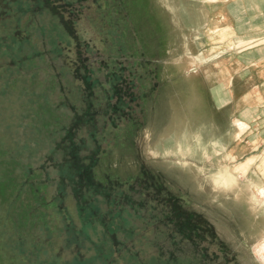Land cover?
<instances>
[{
	"label": "rangeland",
	"instance_id": "374dc122",
	"mask_svg": "<svg viewBox=\"0 0 264 264\" xmlns=\"http://www.w3.org/2000/svg\"><path fill=\"white\" fill-rule=\"evenodd\" d=\"M140 1L0 0V264H258L244 240L264 237L250 235L264 229L250 200L264 185V136L252 157L243 143L228 155L165 147L185 126H227L189 105L187 76H172L184 63L179 25L192 36L206 6L169 0L177 20L168 0H142V14ZM225 1L229 16L209 3L202 25L217 14L234 29L208 37L205 53L220 51L202 66L212 76L234 51L264 48V36L233 46L264 34V10ZM234 120L236 133L254 130ZM254 127L264 135V121ZM251 158L235 187L217 175Z\"/></svg>",
	"mask_w": 264,
	"mask_h": 264
},
{
	"label": "crops",
	"instance_id": "0c3cea01",
	"mask_svg": "<svg viewBox=\"0 0 264 264\" xmlns=\"http://www.w3.org/2000/svg\"><path fill=\"white\" fill-rule=\"evenodd\" d=\"M217 1L223 8L228 6L225 0ZM241 1L235 0L233 5L244 4L241 9L243 12L252 11L255 6L259 10H264V7H262L264 0H247L246 4ZM247 5H250L251 9ZM227 10H232L231 5L228 6ZM234 16L237 15L235 14ZM255 47L234 51L232 56L230 55L222 60L224 62L219 66L222 72L217 76H212L211 73L206 72L205 67L202 68L203 78H200L198 74L188 76L186 72L177 71L172 73L176 77H182L183 75L188 77V79H184L185 83H190V87L186 86L183 88V95L188 99L189 105L193 103L194 107L199 108L198 111L201 116L209 120L211 114L212 116L216 115L218 120H225L227 126L230 123L232 124L234 119L239 118L250 126V130L251 128L254 129L246 134H242L243 132L239 130L234 140L228 144V148L234 147L233 149L236 146L240 149L245 145L243 147L245 153H243L248 157L256 156V139L264 136L257 134L254 127L256 123L261 122V120L264 121L262 119L264 118V48L256 49ZM247 111L251 113L249 116L244 115ZM227 126L219 134L225 144H227V139H229L226 136V132L229 130L226 129L228 128ZM233 156H235V153Z\"/></svg>",
	"mask_w": 264,
	"mask_h": 264
},
{
	"label": "bare ground",
	"instance_id": "6f19581e",
	"mask_svg": "<svg viewBox=\"0 0 264 264\" xmlns=\"http://www.w3.org/2000/svg\"><path fill=\"white\" fill-rule=\"evenodd\" d=\"M194 1H199L201 4H203V7L206 6V9L202 7L204 9V11L202 9V16H201L202 20H201V22H203V21L204 22L203 23L198 22V24H190V21H189V24L186 27H189L188 29H190V31L192 33L191 34L192 36H190V35L187 36V34L184 32V26L181 25V24L179 25L180 28H181V31H183V38H184L183 52H185V54H184V63L183 64L181 63L183 69H180L179 68V71H181L182 73L186 72L188 74V76H193L195 74L194 72L196 71L197 72L196 74H198V76L200 78H203V76H204L202 74V68H203L202 66H203V64H206L212 58H215V57L217 58L218 55H219V53H220V51L219 52L213 51L211 53L212 55L210 54L211 56H208L205 53L206 50H207L208 44L211 43V41H210V39H208V37H210V34H213L214 36H217L216 37L217 39H220V40L224 41V40H227V37L228 36L234 34V32H233L234 29H228L229 27L227 29H224V28L219 27L220 26L219 25L220 17L219 18L216 17L217 14H222L224 19L226 17H228L229 15L226 13V11H225V9L223 7L219 6L220 3H216L215 4V2L217 0H194ZM141 2H142V0L139 3H137V7H139V8L136 9L138 11L137 13H140V14H142V5H141L142 3ZM209 3L214 4L213 7H212V9H214V10H216L218 12L217 14L211 15L212 18H213V21H214L212 30H206V29H203L202 28V25L205 23V20L207 18H210V15H209V12L210 11H209V8L207 6V4H209ZM166 4H167V7L170 10L174 11V13H173L174 19H177L179 15L177 14V11H175V8L171 5V1L168 0ZM150 5H152V7L154 8V10L157 9V7L155 5H153L152 3H150ZM186 12L188 13L187 10H186ZM154 13L157 14V11H154ZM135 15H137V14L135 13ZM168 23H169V21H168ZM177 23L179 24V22H177ZM178 24H176V25H178ZM238 24H239L238 27H245V24L244 25H241V21H239ZM169 25H170V23H169ZM174 26H175V24H174ZM186 32H187V29H186ZM234 36H235V39H233V43L235 45H233V43L231 45H233L235 47H238L239 44L240 45L241 44L243 45V43H245L247 41L250 42L252 39H258V38L264 36V34L262 32L259 35L257 34V35H250V36H245V37H242V36L241 37H237V35H234ZM214 40H216V39H214ZM237 44H238V46H236ZM229 48H231V47H229ZM189 51L190 52L197 51L198 53H200L199 54L200 58L201 57L204 58V61L202 60V58L201 59L196 58V57L195 58H192V59L189 58V56H187ZM182 59H183V57H182ZM177 60H179V59H177ZM221 62H223V61H221ZM168 67H170V66H168ZM172 76L176 77V75H174V74H172ZM204 92H206V91L204 90ZM207 97H209V96H207ZM250 114H251L250 111H247V112L244 113V115H247V116H249ZM243 118H244V116H243ZM236 121L235 120L232 121V124H231L232 127L228 130V132H226V136L229 138V139H227V144H225L223 142L224 140L221 138V135H219L218 133L213 132L211 128H208L207 127L208 130H206L205 132L204 131L199 132L200 130L195 131L194 135H192L191 134V133H193V129L192 128H194V127H192V126H185V131L188 132V133H190V134L187 135V136H184L185 138H182V140L179 137H177V134H175L174 137H172L170 140H168L165 143V147L168 150L170 149V150L174 151L173 149L176 146H180V145L182 146V145H184L185 149L186 150H189L190 153H194V151H195L196 148H200V149L204 150L205 154H207V155L211 151L216 152V153H223V152L226 153L228 151V144L236 136L235 128L238 129L237 125H240V124H237L236 125ZM242 121H243V119H241V122ZM244 127H245V124H244ZM244 127H242V128H244ZM221 157H223V156H221ZM232 157H234V156L232 155ZM232 159H234V158H232ZM252 160L254 162V159L251 158L249 160L248 159L246 160L247 163L244 162V163H240L241 165L240 164L237 165V166L234 165V169L232 171H229L227 169V167L226 168H222L223 170H221L217 175H220L221 176V179L222 180H225L229 184V187L230 186L231 187L232 186L235 187V185L237 184V179H239V176L241 177L240 174L247 175L246 174V171H247L246 169H249L247 167L249 166L248 164H252ZM242 171H245V172H242ZM248 176H250V175H248ZM262 176L264 177V169H262ZM236 188L239 189L242 192H245V191L250 192L247 187H245V188L244 187H236ZM250 200L253 202V210L255 211V214H256V212H258L257 216L260 217V218H264V185H262V186L255 185V189H254V191H252ZM259 212H261V213L259 214ZM259 232H264V229L263 230L262 229L261 230H258V232L257 231H254L250 235L251 236H253V235L255 236ZM249 238H251V237H249ZM250 241H252V240H250ZM257 241H259V243H257L256 246H254V245L252 246V244L250 246V244H248V242L246 240H244V244H246V246L248 248H251V249L253 248L252 249L253 251L250 249L253 252V257H254L253 261L254 262H257L258 264H264V237L262 239L257 240ZM256 253L259 255V258L258 257H255L254 254H256Z\"/></svg>",
	"mask_w": 264,
	"mask_h": 264
}]
</instances>
